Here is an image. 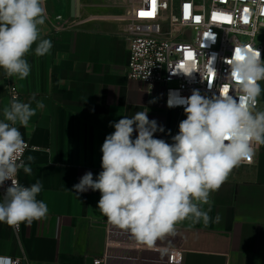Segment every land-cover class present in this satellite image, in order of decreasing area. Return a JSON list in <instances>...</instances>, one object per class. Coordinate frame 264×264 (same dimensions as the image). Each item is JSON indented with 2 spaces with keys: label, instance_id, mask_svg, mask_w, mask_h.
<instances>
[{
  "label": "crops",
  "instance_id": "crops-1",
  "mask_svg": "<svg viewBox=\"0 0 264 264\" xmlns=\"http://www.w3.org/2000/svg\"><path fill=\"white\" fill-rule=\"evenodd\" d=\"M67 2L45 0V23L38 27L40 39L50 40L52 48L36 55L38 40L25 55L29 75L13 76L20 102L36 109L27 127L15 125L33 146L25 157L32 172L21 169L20 183L41 182L37 200L46 203L48 212L23 222L18 233L0 222V257H23L24 264H95L98 258L101 264H264V145L256 150L253 165L233 168L210 194V205L201 206L210 216L207 225L186 219L176 225L174 235L153 247L108 221L97 207L98 190L73 191L83 175L91 172L95 180L103 170L101 146L115 131L111 124L147 110L149 120L164 129L154 138L171 144L186 115L165 106L162 86L128 77L123 26L109 20L122 21L127 15L80 22L66 13ZM260 34L258 45L264 49V26ZM4 75L0 68V121L12 101ZM259 83L256 111H264V80ZM37 102L43 107L37 108Z\"/></svg>",
  "mask_w": 264,
  "mask_h": 264
},
{
  "label": "clouds",
  "instance_id": "clouds-1",
  "mask_svg": "<svg viewBox=\"0 0 264 264\" xmlns=\"http://www.w3.org/2000/svg\"><path fill=\"white\" fill-rule=\"evenodd\" d=\"M44 4L45 0H0V68L7 77L29 75L25 55L38 40L36 55H46L52 48L50 40L40 39ZM226 62L239 97L224 89L212 97L199 90L189 97L170 90L167 106H183L186 115L173 143L154 138V133L164 129L149 120L147 110L131 118L124 116L111 124L115 131L101 146L103 170L98 177L94 180L88 172L73 186L76 193L98 190L100 212L148 247L174 235L176 225L186 219L207 225L210 216L201 206L210 205V194L219 190L233 168L253 155L254 145H264V111L255 110L262 92L264 58L258 49L241 47ZM42 107L37 102V108ZM35 114L29 103L13 99L4 107L0 121V187L11 181L0 199V222L9 226L31 223L48 212L46 203L37 200L41 182L23 186L16 179L21 169L25 174L32 169L20 159L26 143L15 125L27 127ZM0 264L12 261L0 257Z\"/></svg>",
  "mask_w": 264,
  "mask_h": 264
},
{
  "label": "built area",
  "instance_id": "built-area-1",
  "mask_svg": "<svg viewBox=\"0 0 264 264\" xmlns=\"http://www.w3.org/2000/svg\"><path fill=\"white\" fill-rule=\"evenodd\" d=\"M121 22L129 46L128 77L150 87L162 86L166 107L170 90L183 97H189L193 90L212 97L227 88L229 95L239 97L226 61L241 47L258 49L263 58L264 49L255 37L264 26V0H130V12ZM4 80L11 99L20 101L22 95L14 78L4 75ZM259 105L257 98L255 110ZM174 108L184 110L183 106ZM24 140L26 147L20 159L25 162L33 146ZM259 146L254 145L251 159L240 165H253ZM20 171L16 177L19 183ZM10 184L11 181H5L0 187L2 197ZM12 227L18 233L22 223ZM24 260L11 258L12 264H24ZM94 263L101 264L102 259Z\"/></svg>",
  "mask_w": 264,
  "mask_h": 264
},
{
  "label": "rangeland",
  "instance_id": "rangeland-1",
  "mask_svg": "<svg viewBox=\"0 0 264 264\" xmlns=\"http://www.w3.org/2000/svg\"><path fill=\"white\" fill-rule=\"evenodd\" d=\"M70 3L71 0H68L66 3V13L70 15ZM81 17L79 18L80 22H85L88 20L93 19H102V18H95V16H119V15H127L130 12V0H81ZM70 17V16H68ZM60 17L56 16L55 19L59 23L62 22ZM108 19V18H106ZM72 21V19H70ZM70 20H65L67 23H70ZM111 22L115 24L123 25V22L114 20L109 18ZM65 24L66 26L68 24ZM242 40H247L248 37H241ZM255 42L260 44L262 42V35L258 34L255 37Z\"/></svg>",
  "mask_w": 264,
  "mask_h": 264
},
{
  "label": "water",
  "instance_id": "water-1",
  "mask_svg": "<svg viewBox=\"0 0 264 264\" xmlns=\"http://www.w3.org/2000/svg\"><path fill=\"white\" fill-rule=\"evenodd\" d=\"M70 16L73 19H78L81 17V0H71Z\"/></svg>",
  "mask_w": 264,
  "mask_h": 264
},
{
  "label": "snow or ice",
  "instance_id": "snow-or-ice-1",
  "mask_svg": "<svg viewBox=\"0 0 264 264\" xmlns=\"http://www.w3.org/2000/svg\"><path fill=\"white\" fill-rule=\"evenodd\" d=\"M141 15H144V13H141ZM208 38H209V37H208V35L206 34L205 39L207 40ZM213 39H214V37H213ZM236 51L239 52V49H237ZM209 83H211V81H210ZM224 90H225L226 93H228V91H229L227 88H224ZM248 159H251V157H249Z\"/></svg>",
  "mask_w": 264,
  "mask_h": 264
}]
</instances>
